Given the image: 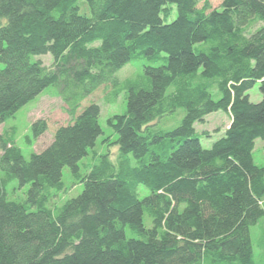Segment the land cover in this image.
<instances>
[{"label":"trees","instance_id":"trees-1","mask_svg":"<svg viewBox=\"0 0 264 264\" xmlns=\"http://www.w3.org/2000/svg\"><path fill=\"white\" fill-rule=\"evenodd\" d=\"M49 55L47 67L40 57ZM139 60L142 73L116 77ZM257 84L262 99L253 103ZM50 86L71 122L46 149L26 160L17 127L0 133V264H256L264 0L217 8L211 0H0V124ZM103 87L108 103L126 97L125 112L107 119L115 161L96 150L100 107L81 111ZM179 110V126H160H172L165 118ZM221 111L230 125L204 149L202 134H210L197 126ZM47 130L36 121L27 142ZM91 151L96 162L82 173ZM65 168L83 191L51 208L65 190ZM15 181L28 186L24 200L8 198Z\"/></svg>","mask_w":264,"mask_h":264},{"label":"rangeland","instance_id":"rangeland-1","mask_svg":"<svg viewBox=\"0 0 264 264\" xmlns=\"http://www.w3.org/2000/svg\"><path fill=\"white\" fill-rule=\"evenodd\" d=\"M222 0H211L213 8L219 7ZM176 18V14L172 17L171 21ZM52 56L40 57V60L44 65L50 67L52 65ZM145 65V61H133L123 67L116 75L119 80H125L128 78H134L142 73ZM106 88H101L96 91L92 96L85 100L82 104V109L86 106L95 103L100 109V125L104 131V134L98 139L96 150L99 153H110L112 159L115 158L118 153V147L110 145L108 140H104L112 134V130L107 125V119L116 115L123 114L126 110V97L125 94H121L114 103H108L105 99ZM250 101L258 103L262 99V95L259 90V84H257L250 92ZM214 99L218 100L219 95L214 93ZM80 111V112H81ZM184 116L183 110H179L174 116H168L165 120L174 119L172 126H167L164 121L161 123L162 128H176L179 126ZM230 115L226 112H216L207 116L206 121L202 125L197 126L199 132L206 131L210 135L202 134L201 144L204 149H210L214 142L225 136V131L230 125ZM38 120H46L48 123L47 132L41 136L37 141H32L31 144L27 142V137H32L31 126ZM71 119L67 113V107L58 95V90L54 86H50L45 89L35 100L23 107L14 118L8 120L5 124H0V133L10 127H17L16 144L22 150L23 156L26 160H29L33 153H40L46 149L54 140L56 130L69 124ZM115 136L112 134L111 139ZM264 140L259 139L255 143V150L253 152L254 162L257 166H264ZM92 151L89 156L82 160L80 163L82 173H85V165H92L96 162L93 158ZM63 183L65 190L59 193L51 202L50 207H60L66 201L76 198L83 191L82 184H76L72 176L71 170L65 168L63 171ZM28 186L20 188L17 181L13 182L8 187V198L13 201H21L26 197ZM140 196H145L148 191L144 186L139 187ZM149 225V220L146 221ZM251 236L253 241V249L256 264L264 263V219L251 229Z\"/></svg>","mask_w":264,"mask_h":264}]
</instances>
